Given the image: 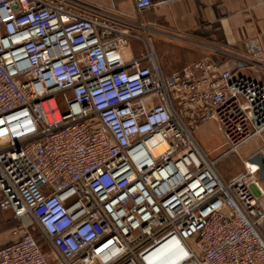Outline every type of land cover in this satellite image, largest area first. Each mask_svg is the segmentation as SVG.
Here are the masks:
<instances>
[{
  "label": "built area",
  "instance_id": "built-area-1",
  "mask_svg": "<svg viewBox=\"0 0 264 264\" xmlns=\"http://www.w3.org/2000/svg\"><path fill=\"white\" fill-rule=\"evenodd\" d=\"M133 37L71 0H0V211L19 221L0 264H264L259 165L218 168L264 135V82L210 59L165 73L150 38L125 57Z\"/></svg>",
  "mask_w": 264,
  "mask_h": 264
},
{
  "label": "crops",
  "instance_id": "crops-1",
  "mask_svg": "<svg viewBox=\"0 0 264 264\" xmlns=\"http://www.w3.org/2000/svg\"><path fill=\"white\" fill-rule=\"evenodd\" d=\"M151 1L143 12L135 0H71V5L129 30L135 36L129 46H138L134 56L147 51L150 38L165 73L210 59L264 82V0ZM252 141L251 155L264 148V135Z\"/></svg>",
  "mask_w": 264,
  "mask_h": 264
},
{
  "label": "rangeland",
  "instance_id": "rangeland-1",
  "mask_svg": "<svg viewBox=\"0 0 264 264\" xmlns=\"http://www.w3.org/2000/svg\"><path fill=\"white\" fill-rule=\"evenodd\" d=\"M138 51V46H136V42H132L128 48H126V54L128 55H136V52ZM197 135L199 137V140L201 141L204 148L211 152V156L213 158L218 157L223 153V150H221L219 147L222 143L221 135L214 123H208L200 127V129L197 131ZM253 144V141L249 142L247 145H245L239 153L234 154L224 160H222L218 168L219 170L227 177V178H233L241 173L244 172L245 166L243 163V159L251 154V145ZM9 216H7V212L0 211V221L2 223H6V221H9V219L12 217L11 213H8ZM18 221V220H17ZM15 224V221H12ZM19 222V221H18ZM13 223H7V227L11 226ZM19 224V223H18ZM10 228V227H9ZM10 232L11 230L6 229L0 233V246L4 245L1 240L3 237H9L10 238ZM38 234V233H37ZM38 240L42 241L43 238L38 234ZM44 248V252L46 256L52 260V252L51 247L45 243L43 240L41 242Z\"/></svg>",
  "mask_w": 264,
  "mask_h": 264
},
{
  "label": "water",
  "instance_id": "water-1",
  "mask_svg": "<svg viewBox=\"0 0 264 264\" xmlns=\"http://www.w3.org/2000/svg\"><path fill=\"white\" fill-rule=\"evenodd\" d=\"M250 161L259 165V168H260L259 177L264 182V155L263 153L260 151L254 153L251 156Z\"/></svg>",
  "mask_w": 264,
  "mask_h": 264
},
{
  "label": "trees",
  "instance_id": "trees-1",
  "mask_svg": "<svg viewBox=\"0 0 264 264\" xmlns=\"http://www.w3.org/2000/svg\"><path fill=\"white\" fill-rule=\"evenodd\" d=\"M5 212H7V216H9V214L8 213H11L12 214V217L9 219V221H6V223H2L1 221H0V233L2 232V231H4V230H6V229H9V230H13L14 228H16L17 226H18V221H17V219L16 218H14V213H13V211L12 210H4ZM10 217V216H9ZM12 221H15V224L12 222ZM7 223L9 224V223H13L11 226H9V227H7L6 228V226H7ZM38 237V234H36V238ZM37 239H39V238H37ZM43 241V240H42ZM42 241H40V243L42 242Z\"/></svg>",
  "mask_w": 264,
  "mask_h": 264
}]
</instances>
